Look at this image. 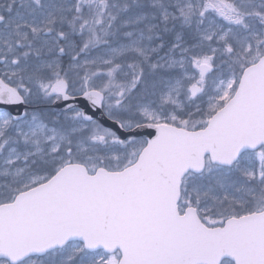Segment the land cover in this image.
<instances>
[{
    "label": "snow or ice",
    "instance_id": "snow-or-ice-1",
    "mask_svg": "<svg viewBox=\"0 0 264 264\" xmlns=\"http://www.w3.org/2000/svg\"><path fill=\"white\" fill-rule=\"evenodd\" d=\"M0 264H264V0H0Z\"/></svg>",
    "mask_w": 264,
    "mask_h": 264
}]
</instances>
